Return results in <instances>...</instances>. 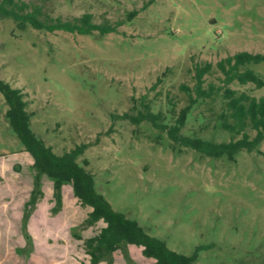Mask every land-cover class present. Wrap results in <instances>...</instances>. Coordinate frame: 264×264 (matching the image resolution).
Masks as SVG:
<instances>
[{
	"label": "rangeland",
	"instance_id": "obj_1",
	"mask_svg": "<svg viewBox=\"0 0 264 264\" xmlns=\"http://www.w3.org/2000/svg\"><path fill=\"white\" fill-rule=\"evenodd\" d=\"M15 1L52 20L89 13L92 23L116 29L105 36L48 33L0 18V79L21 91L31 131L58 155L87 145L79 161L88 162L97 192L172 251L189 255L211 246L194 264H264V139L228 162L189 149L173 153L165 133L121 119L136 115L131 108L141 97L153 113L177 115L187 104L181 86L193 87L195 65L214 66L238 52L264 55V0ZM248 68L264 78V62ZM222 78L217 71L205 77L215 101L191 110L183 135L231 139L215 121ZM228 87L264 99V87ZM5 112L0 94V264H88L83 241L104 223L79 228L90 208L69 184L54 215L52 184L43 177V196L24 225L33 159ZM127 251L129 260L116 251L113 264H155L139 247Z\"/></svg>",
	"mask_w": 264,
	"mask_h": 264
},
{
	"label": "trees",
	"instance_id": "obj_2",
	"mask_svg": "<svg viewBox=\"0 0 264 264\" xmlns=\"http://www.w3.org/2000/svg\"><path fill=\"white\" fill-rule=\"evenodd\" d=\"M135 13L133 11L130 16L133 17ZM0 18L11 19L19 29L29 27L48 33L64 32L81 36L98 33L105 36L116 32L114 27L107 24L92 23L89 13L72 20H52L48 16L42 17L38 8H30L28 4L15 0H0ZM262 62V54L238 52L221 59L214 66L210 63L195 65L193 87L190 89L181 86L186 92L187 104L177 115L171 112L168 117L161 112L153 113L146 98L141 97L137 105L134 103L131 108V111H136V115L125 113L121 119L134 125L147 122L157 132L165 133L169 140V149L173 153L179 154L183 149H189L201 157L235 162L239 152L251 153L257 150L264 139V99H257L247 92H237L228 86L236 82L242 86L251 84L256 89L263 88L264 78L248 68L249 65H259ZM213 71L219 72L223 77L224 88L215 121L220 130L231 136L227 142L217 143L181 133L194 107L207 99H210L211 103L215 101L216 90L213 86L209 84L204 87L205 77ZM0 94L5 101V119L10 129L19 140L23 151L33 159L32 189L28 201L24 204V225L43 196L41 187L44 177L52 184V214L55 215L61 210L62 187L69 184L80 205L90 208L79 228L87 229L99 221L104 223L97 234L83 241L88 264H113V254L116 251H120L124 258L129 260L127 247L130 245L141 248L142 256L154 260L155 264H194L198 260L199 252L211 247L199 246L189 255L176 253L169 249L163 240L151 236L138 221L113 210L106 199L97 192L94 175L86 168L88 162L85 159L79 161L87 145L82 144L62 154H55L31 131L32 113L27 110L21 91L0 79Z\"/></svg>",
	"mask_w": 264,
	"mask_h": 264
},
{
	"label": "crops",
	"instance_id": "obj_3",
	"mask_svg": "<svg viewBox=\"0 0 264 264\" xmlns=\"http://www.w3.org/2000/svg\"><path fill=\"white\" fill-rule=\"evenodd\" d=\"M63 188V187H62Z\"/></svg>",
	"mask_w": 264,
	"mask_h": 264
}]
</instances>
